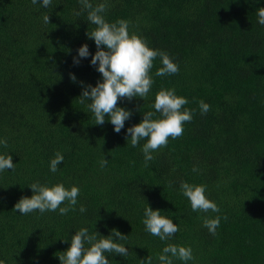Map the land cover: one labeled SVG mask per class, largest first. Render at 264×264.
<instances>
[{
    "label": "trees",
    "instance_id": "16d2710c",
    "mask_svg": "<svg viewBox=\"0 0 264 264\" xmlns=\"http://www.w3.org/2000/svg\"><path fill=\"white\" fill-rule=\"evenodd\" d=\"M106 3L109 22L127 20L130 34L179 66L175 74L155 76L157 57L148 97L118 99L132 110L119 133L107 114L104 124H95L87 103H80L82 88L95 85L101 74L90 57L73 63L81 44L96 51L87 35L95 25L87 12L75 15L79 0H52L48 8L31 0H0V137L7 141L0 153H10L15 163L14 170L0 173V264H60L58 255L70 246L64 238L80 227L127 235V256L106 253L109 264H147L148 256L159 264L167 244L190 246L194 259L187 264H264V25L257 22L264 0ZM162 88H174L189 101L183 107L195 111L183 134L169 137L145 166V140L131 147L126 129L154 111ZM201 100L210 105L206 114ZM58 151L64 160L52 173L49 162ZM35 181L78 185L75 210L63 216L58 210L18 213L15 203L32 195L28 184ZM182 182L206 185L220 211H192ZM81 203L85 213L79 212ZM148 204L177 223L173 237L161 241L145 231ZM217 215L212 234L203 221Z\"/></svg>",
    "mask_w": 264,
    "mask_h": 264
},
{
    "label": "clouds",
    "instance_id": "9594fccd",
    "mask_svg": "<svg viewBox=\"0 0 264 264\" xmlns=\"http://www.w3.org/2000/svg\"><path fill=\"white\" fill-rule=\"evenodd\" d=\"M33 5L40 4L48 8L52 0H31ZM81 8L75 12L76 16L87 12V21L95 25V28L87 35L96 45V51L90 53L87 43L77 48L73 63L79 64L82 59L90 57L89 63L101 74V79L95 85L88 84L82 88L80 103H87V108L94 115L95 124L102 125L105 122L106 114L108 121L113 125V131L119 133L125 128V121L130 119L132 110L117 104L118 99L134 97L145 99L154 83L150 69L153 61L160 58L161 66L157 68L155 76L163 77L172 75L179 71V66L165 52L149 47L146 40L136 34L129 32V22L120 19L109 22L105 18L107 3L101 2L95 6L91 0H79ZM257 22L264 25V7L257 8ZM45 23L49 22V15L43 16ZM103 46V47H102ZM70 80L75 82L76 76L70 73ZM83 83V82H82ZM189 101L186 97L177 95L174 88L160 89L154 97L152 109L143 113V118L136 124L126 129V140L130 146L136 148L141 140H145L141 147L145 166L153 159V152L168 144L169 137L176 139L184 132L185 122L191 121L194 109L185 106ZM201 114H206L210 105L205 101L199 102ZM159 113V118L156 117ZM130 138V141L128 140ZM0 145L6 146V139L0 137ZM64 155L56 152L54 158L49 162V170L52 173L58 171V165L63 162ZM107 159L100 161L101 167ZM15 163L10 153H0V173L5 170H14ZM193 172H198L193 167ZM28 186L32 189L31 196L21 197L14 205V209L26 215L39 211L56 212L59 215H66L69 211L75 210L78 203L80 188L78 185L65 187L63 182L55 184H42L35 181ZM181 194L188 198L192 211L213 213L220 211L218 205L209 198L204 184H192L182 182L180 185ZM67 202V203H65ZM64 205V206H61ZM87 211L84 204L79 205V212ZM220 223V216L205 218L203 226L212 234H215ZM143 224L145 231L153 236L159 237L161 241L173 237L179 230L173 218L161 214L160 209H153L149 204L144 209ZM70 246L58 255L60 264H109V256L120 255L126 257L129 251L127 235L115 229L108 235H101L99 232H89L88 228L80 227L75 230L70 238ZM147 264H152V257L148 256ZM159 264H174L178 259L184 264L194 259L190 246H179L167 244L159 253Z\"/></svg>",
    "mask_w": 264,
    "mask_h": 264
}]
</instances>
